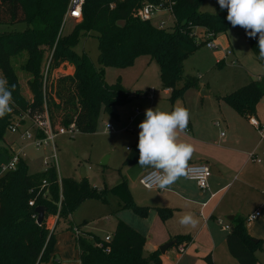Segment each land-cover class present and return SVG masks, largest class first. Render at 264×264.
Listing matches in <instances>:
<instances>
[{
    "label": "trees",
    "instance_id": "1",
    "mask_svg": "<svg viewBox=\"0 0 264 264\" xmlns=\"http://www.w3.org/2000/svg\"><path fill=\"white\" fill-rule=\"evenodd\" d=\"M172 3L175 18L173 28H159L150 21H142L138 10L144 3L166 4L165 0H86L83 19L68 35L61 33L63 19L69 0H0V24L26 23L24 32L0 34V71L15 85L12 112L0 118V142L4 141L9 125L16 115L43 114L45 100L42 77L48 69L46 105L55 132L75 124L78 132L94 134L102 111H111L130 101V91L118 78L115 84L106 82L107 68L127 69L140 57H149L160 68L164 89H171L170 101L183 99L189 90H200L199 79L186 76L184 64L201 46L216 40L232 28H239L255 56L259 58V34L251 38L239 26L233 27L227 20L228 12L221 10L216 0L217 12H201L205 0H167ZM95 33L99 45V68L86 55H79L76 47L83 37ZM23 52L28 57L22 69L31 75L28 82L33 98L22 94L21 84L11 59ZM73 63V75H60L52 81L53 72L64 63ZM264 98V76L247 86L225 96L223 100L238 114L250 117ZM139 136L131 147L124 165L132 167L139 161ZM12 157L7 149L0 147V168L3 160ZM111 192L119 199L122 210H130L147 218L151 209L138 205L131 194L129 183L123 180ZM106 201L105 191L91 186L86 177L81 180L60 178L57 167L33 173L24 161L15 171L0 176V264H44L55 247V232L48 227V220L57 217L58 223L69 222L76 209L86 200ZM34 201V206L30 202ZM43 207L45 218L37 223L36 209ZM163 220L171 211L160 210ZM69 230L77 228V248L81 264H153L159 261L160 252L144 255L147 239L131 226L119 221L110 251L98 248L104 241L82 231V226L69 223ZM176 244L190 241L179 236ZM230 254L239 264H257V252L263 243H256L245 228V219L236 217L231 221V233L227 237ZM213 264L211 258L206 259Z\"/></svg>",
    "mask_w": 264,
    "mask_h": 264
},
{
    "label": "crops",
    "instance_id": "2",
    "mask_svg": "<svg viewBox=\"0 0 264 264\" xmlns=\"http://www.w3.org/2000/svg\"><path fill=\"white\" fill-rule=\"evenodd\" d=\"M161 21L164 20L161 19L155 26ZM225 38L222 39L220 35L217 37L215 40L217 47L222 45V40L226 45L230 44ZM148 60L149 64L154 62ZM74 72L75 66L69 65L66 74ZM261 77L263 76H257L251 81L259 80ZM150 89L155 88H149L145 97L151 100L150 107L154 109L158 98L157 90L155 89L154 98L151 99L148 96ZM200 90H189L183 99H179L191 113L188 129L180 134V141L195 147L189 165L209 166L211 171L209 190L201 191L196 183L187 177L180 178L170 188L159 187L152 190L146 189L139 180L132 182L129 177H125L134 201L140 206L149 207L151 211L147 218H142L130 210H122L115 215L117 224L123 221L146 237L144 250L146 257L160 252L159 261L153 264H208L206 259L209 257L213 264H239L229 252L227 237L231 233V221L241 217L245 219L247 234L256 243H263L256 256L257 264H264V160L259 155L260 153L264 155V140H261L259 132L249 122L250 117H255L264 125V98L258 104L256 113L248 118L238 114L223 100L227 95L217 96L214 103L204 104L202 101L200 107L193 106L191 103L200 99ZM171 92V89H164V96L169 101ZM137 93L138 100L144 102L145 99L138 91ZM209 95L208 93L205 96ZM133 98L130 93V100ZM144 105L146 109L148 104ZM145 119L146 110L141 111L137 108L134 117L131 118V122L138 127V130H135L137 134L132 138V146L141 131L139 124ZM221 133H224V136H221ZM130 150L128 147L126 155L130 154ZM252 153L261 160V163L251 160ZM160 210L171 211L170 217L163 220ZM258 210L262 216L252 222H246V219ZM185 213H192L199 220L198 227H184L179 224L180 215ZM72 219L73 215L69 222L58 223L56 217L49 219V222L54 223L50 229L56 235L55 247L49 261L44 264H81L77 236L74 231L69 230V223L78 226ZM82 231L85 232L84 228ZM114 232L115 230L108 235L113 236ZM179 236L189 237L190 241L175 244L165 253H161L162 246L176 241ZM183 248L184 252H181Z\"/></svg>",
    "mask_w": 264,
    "mask_h": 264
},
{
    "label": "rangeland",
    "instance_id": "3",
    "mask_svg": "<svg viewBox=\"0 0 264 264\" xmlns=\"http://www.w3.org/2000/svg\"><path fill=\"white\" fill-rule=\"evenodd\" d=\"M165 1L167 2V0ZM200 11L215 14L217 12L216 0H205ZM161 19L166 22V29L174 27L175 19L171 13L167 11L157 13L152 23L156 25ZM77 23L79 22L69 20L65 25L63 35L70 34ZM27 28L26 23L0 24V34L24 32ZM223 35L220 37L222 39L226 37L230 44L226 45L225 41L222 40V45L213 50L204 44L184 64L185 75L199 79L200 99L191 103L195 107H200L202 101L204 104L214 103L217 96L231 94L247 86L257 76H264V66L255 59L244 33L235 28L230 32L228 31L227 36ZM227 51H230V54H227ZM76 52L79 55L86 54L95 67L99 68L98 57L100 52L95 33L83 37L76 47ZM27 57V52H23L14 56L11 63L21 84L22 94L32 99L33 96L28 85L31 75L22 69ZM148 59L150 58L146 56L140 57L132 67L125 70L107 68L106 82L112 85L121 77L122 84L125 88L132 90L130 93L134 98L126 105L118 107L116 114L111 111H102L97 120L96 133H77L74 137L60 135L56 138V167L59 176L61 178H74L79 181L81 180L82 169H85L91 186L105 191L106 201L99 199L84 201L76 209L72 219L74 224L84 228L85 233L92 234L102 240L117 228V217L113 212L119 208L120 201L111 190L125 177H128L129 169L125 167L124 162L128 157L126 155L128 147L129 149L132 147V138L137 134L135 130H138V127L131 122L135 110L137 108L141 111L152 109L150 107L151 100L145 97L147 90L152 87L157 90L158 96L157 103H155L156 107L153 110L158 108L160 111L171 112L176 106V103L172 104L164 96L158 64L156 62L149 64ZM221 62L223 63L221 64ZM69 65L74 66L71 62L63 64L55 72V76L60 72L66 74ZM0 78H3L1 71ZM41 81L43 87V77ZM204 90L210 95H202ZM137 91L145 99L144 102L138 100ZM144 104H148L146 109ZM182 106L186 107L184 102H182ZM107 125H111L113 130H107ZM0 147H6L5 149L9 151L11 157L14 154H20L31 174L45 171L55 164L50 159L52 156L51 148L37 149L8 130L4 141L0 142ZM259 155L264 160L263 153ZM105 158L109 159L108 163L102 165ZM46 159L48 165L45 163ZM6 162V159L3 160V163ZM49 221L48 227L50 229L54 223Z\"/></svg>",
    "mask_w": 264,
    "mask_h": 264
},
{
    "label": "clouds",
    "instance_id": "4",
    "mask_svg": "<svg viewBox=\"0 0 264 264\" xmlns=\"http://www.w3.org/2000/svg\"><path fill=\"white\" fill-rule=\"evenodd\" d=\"M218 3L221 10L227 9V20L233 27L244 28L251 38L259 34V58L264 59V0H218ZM15 87L0 78V118L12 112ZM190 119V110L177 100L171 112L147 109L146 119L139 124L138 163L142 167L150 166L159 174L161 189L170 188L187 176L195 147L180 141V134L187 131ZM179 224L196 228L199 220L192 213H185L180 215Z\"/></svg>",
    "mask_w": 264,
    "mask_h": 264
},
{
    "label": "built area",
    "instance_id": "5",
    "mask_svg": "<svg viewBox=\"0 0 264 264\" xmlns=\"http://www.w3.org/2000/svg\"><path fill=\"white\" fill-rule=\"evenodd\" d=\"M85 1L86 0H69L67 11L63 19V27L61 31L62 34L65 25L69 20H73L76 22L82 21ZM172 10H173L172 3L170 1H167L166 4L145 3L138 10L137 16L142 21L152 22L154 16L157 13L167 11L172 15ZM157 27L163 29L166 27V23L164 21H161L157 25ZM206 45L211 50L218 48L217 45L215 44V40L208 42ZM227 54H230V51H227ZM59 69L53 72L52 81L60 75H73L72 73H68V74L57 73V75L55 76V72L58 71ZM47 84H48V69H46L45 72L43 88H42L43 98L45 100V106H44L45 112L41 115L35 114L32 116L31 113L29 114L30 111H28L25 115H16L13 123L9 125L8 131L17 134L21 140L27 141L37 149L51 148L52 156L50 159H52L55 162L54 165L56 166L57 163L56 138L60 135H68L74 137L79 132L75 124H71L68 127H63L59 129L57 132L54 131L46 105V93L48 89ZM154 94H155V89H150L148 92V96L151 99H153ZM249 122L252 126H254L257 129V131L260 134L261 140H264V125H261L260 122L255 117H250ZM106 129L113 130L111 125H107ZM250 158L254 162L261 163V160L258 159V157L254 153L250 155ZM21 161H23L22 156L20 154H14L9 161H7L6 163H2L0 168V176L8 172L15 171ZM45 163L46 165H48L47 159ZM186 177L188 180L195 182L201 191L206 192L209 190V179L211 177V171L208 165L205 164L189 165L187 169ZM159 178H160L159 174H157L155 170L150 169L149 171L143 173L138 178V180L146 189L152 190L159 188ZM34 204H35L34 201L30 202V206H34ZM261 216L262 213L261 211L258 210L252 215H250L246 219V222H252L260 218ZM73 231L76 236L80 234V230H78L77 228H75ZM112 238L113 237L110 235L106 236L104 241L97 243L98 248L105 249L107 252H109L110 246L107 245V243L109 244L112 241ZM181 252H184V248L181 249Z\"/></svg>",
    "mask_w": 264,
    "mask_h": 264
},
{
    "label": "water",
    "instance_id": "6",
    "mask_svg": "<svg viewBox=\"0 0 264 264\" xmlns=\"http://www.w3.org/2000/svg\"><path fill=\"white\" fill-rule=\"evenodd\" d=\"M208 92L207 91H203L202 95H207ZM108 163V158H105V160L102 162V165H106ZM151 169V167H142L139 165V163L135 164L134 166H132L131 168H129L127 175L129 177V179L132 182H136L138 180V178L145 172L149 171ZM86 172L85 169H82L81 172V179L86 178ZM36 212L38 214V219H37V223L40 225L42 224L44 218H45V210L43 207H38L36 209ZM233 219V218H232ZM176 244V241L170 242L164 246H162L160 248L161 253H165L169 248L173 247Z\"/></svg>",
    "mask_w": 264,
    "mask_h": 264
}]
</instances>
